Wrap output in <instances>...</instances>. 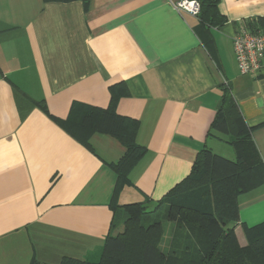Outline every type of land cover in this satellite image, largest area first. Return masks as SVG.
<instances>
[{
	"label": "crops",
	"instance_id": "0c3cea01",
	"mask_svg": "<svg viewBox=\"0 0 264 264\" xmlns=\"http://www.w3.org/2000/svg\"><path fill=\"white\" fill-rule=\"evenodd\" d=\"M179 1L90 0L85 10L81 0H0V264L99 258L117 178L108 166L125 148L96 132L84 147L55 120L75 103L107 109L112 88L127 90L115 112L138 123L146 150L119 207L157 204L203 148L235 159L210 131L222 86L264 162V61L257 76L240 75L232 45L241 29H264V0H219L218 27L179 14ZM14 89L44 109L21 115ZM236 209L244 246V229L264 223V184L238 195Z\"/></svg>",
	"mask_w": 264,
	"mask_h": 264
},
{
	"label": "trees",
	"instance_id": "16d2710c",
	"mask_svg": "<svg viewBox=\"0 0 264 264\" xmlns=\"http://www.w3.org/2000/svg\"><path fill=\"white\" fill-rule=\"evenodd\" d=\"M81 1L87 10L90 0ZM188 1L199 4L197 18L202 25L218 27L225 23L218 11L219 0ZM260 24L264 26V21ZM221 91L210 131L228 138L234 161L208 148L200 150L189 175L157 202L164 210L155 216L148 215L142 204L116 205L130 171L146 153L136 142L138 123L115 112L119 98L127 96L123 86L110 90L107 109L75 103L65 121L55 120L84 147L89 148V138L96 132L117 139L125 148L119 162L108 166L117 178L110 204L113 216L100 260L92 263L63 258L59 264H264V223L244 229L245 247L238 244L231 225L237 218L236 197L264 184V162L230 89L222 86ZM14 99L21 115L34 107L44 109L17 89ZM118 215L123 216L122 230L113 235ZM166 229L169 240L162 251L159 246ZM29 264L43 263L32 259Z\"/></svg>",
	"mask_w": 264,
	"mask_h": 264
},
{
	"label": "built area",
	"instance_id": "2783aa9c",
	"mask_svg": "<svg viewBox=\"0 0 264 264\" xmlns=\"http://www.w3.org/2000/svg\"><path fill=\"white\" fill-rule=\"evenodd\" d=\"M179 14L197 17L199 4L196 1L181 0L173 4ZM234 58L240 75L257 76L264 61V32L241 29L232 39Z\"/></svg>",
	"mask_w": 264,
	"mask_h": 264
},
{
	"label": "rangeland",
	"instance_id": "374dc122",
	"mask_svg": "<svg viewBox=\"0 0 264 264\" xmlns=\"http://www.w3.org/2000/svg\"><path fill=\"white\" fill-rule=\"evenodd\" d=\"M233 160H234V158L231 161H233ZM163 210H164V206L157 205V204L149 206V207H146V213L148 215H151V216L162 214ZM122 219H123L122 215H118L116 217L115 229H113V232H112L113 235L117 234L118 232H120L122 230V224H121ZM164 224H167V223L164 222ZM168 232H169L168 229H166V233H165V235L163 237V242H161V244L159 246L162 249V251H164L167 248V243H168V240H169ZM243 237L245 239L244 233H243ZM245 242H246V239H245ZM246 245H247V242H246ZM246 245L241 246V247H245ZM100 255H101V253H100ZM99 260H100V256H99V258H97L95 260H92V261H95V262H92V263H96Z\"/></svg>",
	"mask_w": 264,
	"mask_h": 264
}]
</instances>
